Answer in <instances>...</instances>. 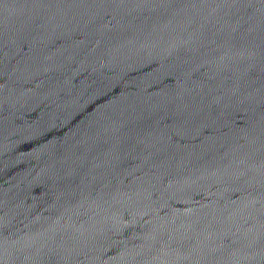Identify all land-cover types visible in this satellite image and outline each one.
Listing matches in <instances>:
<instances>
[{
  "label": "water",
  "instance_id": "1",
  "mask_svg": "<svg viewBox=\"0 0 264 264\" xmlns=\"http://www.w3.org/2000/svg\"><path fill=\"white\" fill-rule=\"evenodd\" d=\"M0 264H264V0H0Z\"/></svg>",
  "mask_w": 264,
  "mask_h": 264
}]
</instances>
